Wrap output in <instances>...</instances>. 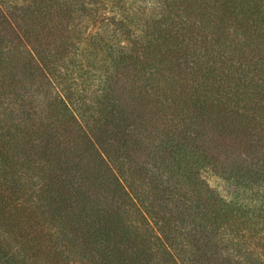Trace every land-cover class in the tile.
I'll use <instances>...</instances> for the list:
<instances>
[{"label": "trees", "instance_id": "trees-1", "mask_svg": "<svg viewBox=\"0 0 264 264\" xmlns=\"http://www.w3.org/2000/svg\"><path fill=\"white\" fill-rule=\"evenodd\" d=\"M0 264H264V0H0Z\"/></svg>", "mask_w": 264, "mask_h": 264}, {"label": "rangeland", "instance_id": "rangeland-1", "mask_svg": "<svg viewBox=\"0 0 264 264\" xmlns=\"http://www.w3.org/2000/svg\"><path fill=\"white\" fill-rule=\"evenodd\" d=\"M211 183H212V185H214V186H217V185H218V182H217V181H212ZM221 189L224 190V188H223L222 186H221Z\"/></svg>", "mask_w": 264, "mask_h": 264}]
</instances>
